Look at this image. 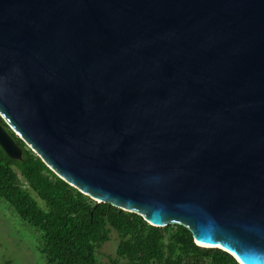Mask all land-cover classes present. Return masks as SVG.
I'll return each mask as SVG.
<instances>
[{"label": "water", "instance_id": "1", "mask_svg": "<svg viewBox=\"0 0 264 264\" xmlns=\"http://www.w3.org/2000/svg\"><path fill=\"white\" fill-rule=\"evenodd\" d=\"M0 118L96 203L264 264V0H0Z\"/></svg>", "mask_w": 264, "mask_h": 264}, {"label": "trees", "instance_id": "2", "mask_svg": "<svg viewBox=\"0 0 264 264\" xmlns=\"http://www.w3.org/2000/svg\"><path fill=\"white\" fill-rule=\"evenodd\" d=\"M0 123L22 149V158L14 160L0 146V202L38 234L46 264H99L111 230L119 242L115 257L104 264H240L223 250L199 247L181 225L157 228L140 215L96 203L51 171L1 118Z\"/></svg>", "mask_w": 264, "mask_h": 264}, {"label": "rangeland", "instance_id": "3", "mask_svg": "<svg viewBox=\"0 0 264 264\" xmlns=\"http://www.w3.org/2000/svg\"><path fill=\"white\" fill-rule=\"evenodd\" d=\"M18 176L22 187L30 191L19 173ZM118 242L117 233L111 230L110 240L99 249V264L106 263L108 257H115ZM38 244V234L11 213L6 203L0 202V264H46Z\"/></svg>", "mask_w": 264, "mask_h": 264}, {"label": "bare ground", "instance_id": "4", "mask_svg": "<svg viewBox=\"0 0 264 264\" xmlns=\"http://www.w3.org/2000/svg\"><path fill=\"white\" fill-rule=\"evenodd\" d=\"M202 246H204V245H202Z\"/></svg>", "mask_w": 264, "mask_h": 264}]
</instances>
